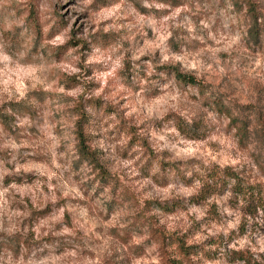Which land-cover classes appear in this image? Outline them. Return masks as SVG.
<instances>
[{"label":"rangeland","instance_id":"rangeland-1","mask_svg":"<svg viewBox=\"0 0 264 264\" xmlns=\"http://www.w3.org/2000/svg\"><path fill=\"white\" fill-rule=\"evenodd\" d=\"M234 1L0 0V264H264V0ZM213 167L246 187L197 195Z\"/></svg>","mask_w":264,"mask_h":264},{"label":"trees","instance_id":"trees-1","mask_svg":"<svg viewBox=\"0 0 264 264\" xmlns=\"http://www.w3.org/2000/svg\"><path fill=\"white\" fill-rule=\"evenodd\" d=\"M234 4L238 6H241L242 4H246L247 10L251 14L252 19L255 22L257 21V11L251 0H235ZM252 34L257 36L258 28H256L254 30V33ZM162 68L164 69V71L171 72L178 82L187 83V84H196L201 87L203 86L202 84H200L202 82L196 79L195 76H193L190 73L181 71L178 67L174 65L166 64V65H163ZM214 105L217 106L219 110L228 112L227 113L228 116H230V118L232 119L231 123H234L238 120V118L233 116L232 113L228 111V109H226L225 106H222L223 104L221 103V101L215 102ZM84 122H87V119L85 115H82L81 123L77 124L76 130H75L76 138H77L76 149L79 151L80 155L84 159L90 160L91 159L90 151L87 148V145L85 143L88 136H87V133L85 132ZM238 129H239L238 131L239 133H242V134L246 133L245 128L242 127V125H239ZM130 134L132 138H135L134 132L130 131ZM141 143L144 145V142H141ZM148 156H151V155H148ZM159 165H160L161 170L164 172L163 177L166 176V174H168L169 172L175 173L179 176L181 175L182 177H184L183 172L181 171V169L177 165V162L175 161L161 160L159 162ZM231 181L234 182L235 186H238V187L242 186L244 188L246 187V185H244L240 181V178L232 169L225 168V167L224 168L223 167L222 168L213 167L205 175V178L202 179V181H200L199 193H197V195L201 194V197L205 198L206 196L220 193L225 190V188ZM165 208H168V207L165 205ZM176 242H177L178 250L183 256H188L191 253V245H185L180 239H178ZM178 262L179 261L171 257V255L167 254V251L163 249V264H177Z\"/></svg>","mask_w":264,"mask_h":264}]
</instances>
